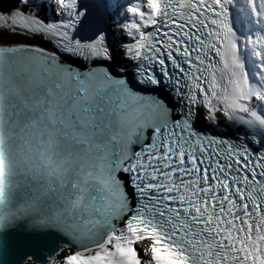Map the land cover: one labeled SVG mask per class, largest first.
I'll return each mask as SVG.
<instances>
[{
    "label": "snow or ice",
    "instance_id": "6c2138e0",
    "mask_svg": "<svg viewBox=\"0 0 264 264\" xmlns=\"http://www.w3.org/2000/svg\"><path fill=\"white\" fill-rule=\"evenodd\" d=\"M0 264H264V0L0 7Z\"/></svg>",
    "mask_w": 264,
    "mask_h": 264
},
{
    "label": "clouds",
    "instance_id": "9594fccd",
    "mask_svg": "<svg viewBox=\"0 0 264 264\" xmlns=\"http://www.w3.org/2000/svg\"><path fill=\"white\" fill-rule=\"evenodd\" d=\"M89 2V0H87V3ZM9 4V3H8ZM8 4H6V7H3V6H1L0 5V7H3V8H7V6H8ZM221 131H223L224 130V125L222 124L221 125V129H220ZM240 133H243L244 131H245V129L244 128H241L240 130ZM230 132H231V134H236V129L235 128H231L230 129ZM137 247L140 249V254L143 256L144 255V250H143V245H137Z\"/></svg>",
    "mask_w": 264,
    "mask_h": 264
},
{
    "label": "bare ground",
    "instance_id": "6f19581e",
    "mask_svg": "<svg viewBox=\"0 0 264 264\" xmlns=\"http://www.w3.org/2000/svg\"><path fill=\"white\" fill-rule=\"evenodd\" d=\"M10 3V0H3V4L1 6L6 7V4Z\"/></svg>",
    "mask_w": 264,
    "mask_h": 264
}]
</instances>
